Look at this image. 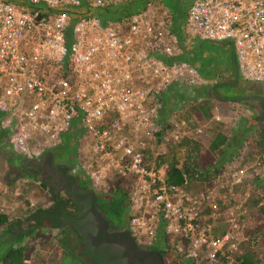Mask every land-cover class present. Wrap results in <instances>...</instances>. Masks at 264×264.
Listing matches in <instances>:
<instances>
[{"label":"built area","instance_id":"1","mask_svg":"<svg viewBox=\"0 0 264 264\" xmlns=\"http://www.w3.org/2000/svg\"><path fill=\"white\" fill-rule=\"evenodd\" d=\"M132 1L0 0V130L28 160L76 131L88 150L75 168L94 192L106 191L114 175L133 178L125 227L135 243L167 248L189 264H214L243 238L244 212L234 220L212 207L215 180L194 190L186 180L167 182L164 165L156 167V155L183 136L159 123L168 86L190 92L198 73L176 56L163 9L118 22L91 14ZM185 20L192 38L230 43L243 79L264 80V0H191ZM152 135L154 145L163 143L158 152L148 147ZM263 162L235 163L217 179L227 174L231 187L260 179ZM257 204L264 207V198ZM217 218L227 230L218 233Z\"/></svg>","mask_w":264,"mask_h":264},{"label":"trees","instance_id":"2","mask_svg":"<svg viewBox=\"0 0 264 264\" xmlns=\"http://www.w3.org/2000/svg\"><path fill=\"white\" fill-rule=\"evenodd\" d=\"M129 3L93 10L91 14L99 16L103 21H106L105 17L120 19L133 13L128 12L124 7ZM184 92L176 91L175 98L172 93L173 103L181 102L186 106L184 109L194 122L199 125L206 124L207 128L200 129L199 132L194 130L193 136L184 134L179 140L170 143L166 151L156 155V167L164 165L167 182L179 185L186 180L188 184L200 183L204 187L210 186L215 179L225 174L227 157L233 153V148L239 147L244 140L247 150L253 151L254 156L261 160V152L264 149V125L256 127L253 116L244 115L239 122L233 121L235 127L232 125L225 129L224 123L218 121L220 119H213L214 98L207 96L196 86L191 87L190 92ZM223 100H227L225 96ZM163 107L165 108V105ZM167 118L162 108L159 123L162 125ZM167 126L173 128L168 123ZM75 136L74 132L64 135L65 142L59 145L68 148L67 159L63 158L64 163L59 164L63 169L70 168V164L74 161L75 155L72 158L71 154L73 155L77 148L73 140ZM256 147L258 150L255 149ZM69 175L71 178L63 187L68 188L74 184L72 192L68 189L55 192L53 188H49L39 180L35 187L37 197L45 198L49 205L39 207L27 216L26 220L32 218L33 222H27L22 226L18 220H9L6 213L0 212V264H24L25 259H29L31 264H113L115 262L116 253H113L111 247L101 248L91 232L86 234L85 227L88 225L90 230L93 223L92 217L88 215L89 220L84 225L86 218H83V215L89 212L95 213L98 217L102 215L106 234L112 226H116L119 231L130 236L125 222L128 193L133 178L114 175L108 179L106 191L94 192L88 188L87 181L81 176L75 173ZM256 208L255 221L249 225L250 228L242 230L243 238L239 240L237 247L222 255L218 264H264V247L256 244L257 238L259 243L264 238V207ZM98 237L104 238L102 230ZM32 243L40 250L46 251L44 258L32 260L30 255ZM156 250L166 264H189L172 257L167 248Z\"/></svg>","mask_w":264,"mask_h":264},{"label":"rangeland","instance_id":"3","mask_svg":"<svg viewBox=\"0 0 264 264\" xmlns=\"http://www.w3.org/2000/svg\"><path fill=\"white\" fill-rule=\"evenodd\" d=\"M164 1L163 5V11L165 13H168L171 10L170 2L169 0H162ZM158 4H161L160 0H150V9H152L151 12H156L154 8H158ZM155 5V7L153 6ZM162 6V5H161ZM186 5L182 7L180 14L183 13L185 10ZM170 9V10H168ZM170 14V12H169ZM171 15H169V18ZM168 18V19H169ZM181 22L177 23V26H180ZM186 36L190 37L188 33L185 34ZM185 36V37H186ZM205 90V91H204ZM203 91L205 94L209 97L215 98L209 93H207L206 88ZM228 97H231V94L228 95ZM178 100V99H177ZM216 102V101H214ZM175 107H178L177 110L171 111V117L166 113L167 115V121L166 124L177 128H180L181 135H190L193 136V131L196 130L199 132L200 129H206L207 125H199V123L194 122V120L188 115L186 110L184 109V106L181 102L177 101ZM180 105L182 106V109L180 108ZM186 107V106H185ZM246 105L238 100H220V102L216 103L213 108V113L215 116L213 119L222 121L224 123L225 129H228L233 125V121L239 122V119L242 118V116L249 114L248 110L246 109ZM180 109V110H179ZM184 113H186L184 115ZM251 116L255 119L256 127H260L261 125H264V123H261L258 121L257 118H255V115ZM236 122V123H237ZM235 126V125H233ZM171 129L169 127H166V133H170ZM154 136H150V142L148 144V147H150V150H153L154 152H158L159 148L163 146V143H157V145H154L153 138ZM77 136L74 141L77 145V148L75 149V153L71 157L73 158L74 155V161L72 164H70L69 173L72 175V173H75L76 175H79L82 177L81 173H78L76 171L77 167V159L81 155L85 154L87 152V147L85 146L86 141L84 143V140L82 138V141ZM243 142V141H242ZM241 142V145L238 147V151L236 153H233V158L231 159V162H228L225 166L226 169L230 167L229 169H233L235 166V163L238 165L245 164V163H251L257 159V156H254L253 151L247 150L245 143L243 144ZM160 144V145H159ZM67 149L68 148H51L48 149L44 153H51L54 150V157L60 158L61 160L64 158V160L67 159ZM256 150L257 147L255 148ZM51 151V152H50ZM261 158L264 157V149L261 152ZM249 155V156H248ZM237 161V162H236ZM244 166H240V169H243ZM237 168V167H236ZM75 169V170H74ZM255 169V168H253ZM252 169V170H253ZM74 170V172H73ZM261 168L258 169V172L261 173ZM264 173V172H263ZM253 174V173H252ZM262 175V174H261ZM7 177L8 180H10L9 183H2V177ZM83 178V177H82ZM39 177L30 176L27 174H24L17 179L12 180V177L9 175L6 176L5 172H2L0 170V186H3L1 189H3L2 193L0 194V212L6 213L9 220H18V221H26L27 216L38 209L39 207L44 206V199L43 197H37V189L35 188L36 185H38ZM88 183V188L92 190V186ZM6 184V185H4ZM202 184H196L191 183L188 188H192L194 190H200L201 187L199 186ZM7 186L6 188H4ZM212 187L214 188V195L213 199L209 200L213 203L212 207H216V209H219V213H225V215H228V218L233 217L234 220H238V214L243 213L242 219L238 220L240 223V228L243 230L244 228L248 229L250 228L249 225H251L256 218L255 211L257 210L258 201L260 198H264V176H262L259 180L255 181L247 180L246 184H244V181L234 187L230 186V181L227 176V174L220 179H215ZM7 191V193H6ZM93 191V190H92ZM4 192V193H3ZM198 192V191H197ZM210 199V198H209ZM225 210V211H224ZM242 216V215H241ZM215 223L217 224L218 233L223 232V230H227V227L229 226L227 222H224L223 219L217 218L215 219ZM26 224V222H25ZM264 241V239H263ZM35 243V242H34ZM32 243L31 249H30V255L33 258V261H36L37 258H44L46 255L45 250H40L37 245ZM219 260L215 262L214 264H218ZM193 264H196L194 262Z\"/></svg>","mask_w":264,"mask_h":264},{"label":"crops","instance_id":"4","mask_svg":"<svg viewBox=\"0 0 264 264\" xmlns=\"http://www.w3.org/2000/svg\"><path fill=\"white\" fill-rule=\"evenodd\" d=\"M191 0H169L170 2V7L171 10L170 14L169 12L167 13V17L169 18V15L171 17L169 18L171 20V33L176 39L178 43V39L181 41L183 49L179 45L180 52L176 55L180 59H184L189 61L192 65L197 70L198 73V79H197V85L196 87L200 88V90H208L210 87H222L225 88L229 91L235 92V93H241L244 94L243 96L247 95H257L260 98L264 99V96H260L259 93L254 92L258 91L257 86L255 85V82L253 81H248L243 79L237 72L236 67H235V62L233 58V52L232 48L229 42L227 41H201L195 38H192L191 36L188 37L185 34L188 33L187 29V24L185 20V13H186V8ZM161 4H158V8H154L155 11L158 9H163L164 1L160 0ZM162 5V6H161ZM186 5L185 10L183 13L180 14V11L183 6ZM155 7V5H153ZM127 8L128 12H150L152 9H150V0H134L133 2L126 4L124 6ZM106 21H111V22H118L120 19H109V17H105ZM180 23V26H177V23ZM189 34V33H188ZM186 36V37H185ZM167 90V95L163 99V105H165L164 113L168 114L171 117V111L177 110L178 107H175L176 104L173 103L171 97L173 93V97L175 92H183L181 89H177L179 86L176 84H171L168 86ZM205 91V90H204ZM188 93V92H187ZM220 95L222 92H219ZM256 93V94H255ZM219 94L218 95H212L215 97V104L220 102L221 97ZM175 98V97H174ZM212 98V97H211ZM249 99L248 101H251L252 103H259V102H264L261 101V99ZM229 100V99H227ZM246 105V104H244ZM247 107V105H246ZM180 108L182 109V106L180 105ZM214 108V107H213ZM248 110V115H250V110L249 107L246 108ZM180 110V109H179ZM186 113H184L185 115ZM213 116L215 114L213 113ZM256 118V116H255ZM262 123V122H261ZM235 127V126H232ZM76 134V131H71ZM230 137H232L231 131H230ZM67 135H70L68 133ZM77 136V134H76ZM75 137H73V140H75ZM72 140V141H73ZM65 142V138L63 137L62 141L60 144H63ZM76 142V141H75ZM243 144L245 143V140L242 142ZM59 144V145H60ZM57 145V146H59ZM55 148V147H54ZM51 149V148H50ZM48 150L47 148H44V151ZM233 153L238 151V147L233 148ZM51 152V151H50ZM232 153V154H233ZM230 154L228 156V160L225 161V165L228 162H231L233 155ZM22 158L19 154L13 152L7 143L6 140V134L0 130V169L6 165V166H14L17 164V159ZM51 162L54 164H62L64 161H62L60 158L54 157V154L52 155ZM69 169V168H68ZM6 185V184H4ZM3 186H0V194L2 193L3 189H1ZM5 186L4 188H6ZM44 207L49 205L44 199ZM27 221V220H26ZM26 221H19L22 226H25ZM264 239V238H263ZM256 244L259 246L264 247V241L259 243L258 238L256 240ZM156 249H162V248H156Z\"/></svg>","mask_w":264,"mask_h":264},{"label":"flooded vegetation","instance_id":"5","mask_svg":"<svg viewBox=\"0 0 264 264\" xmlns=\"http://www.w3.org/2000/svg\"><path fill=\"white\" fill-rule=\"evenodd\" d=\"M258 91H254L264 96V80L255 82ZM219 92H222L220 95ZM207 93L210 95H220V99H223L224 96L226 99H233L241 101L249 107V110L252 115H255L258 121L264 123V102H259L257 104L252 103L248 100L238 99L239 96L244 94L235 93L229 91L222 87H210L207 90ZM231 94V97L228 95ZM256 94V93H255ZM53 153H44L41 154L38 158L28 160V159H17V164L14 166L4 165L0 170L6 173V176L9 175L12 177V180L17 179L18 177L27 174L30 176L39 177L40 181L44 182L49 188H53L56 191H63L68 189L72 192L74 184H71L68 188H64V183L71 178L69 175V169H63L59 164H54L51 162ZM2 183H9L10 180L7 177H2ZM98 214L100 213L97 210ZM88 215L92 217L93 227L90 228L87 225L85 227L86 234L91 232L94 235V239L100 243L101 248L111 247L116 253L114 255L115 262L113 264H166L162 259V256L154 247H144L132 241V239L126 234L122 233L117 229L116 226H112L109 229V233L106 234L104 218L98 217L95 213L89 212L83 215V218H86V222L89 220ZM33 222L32 218L27 219V222ZM109 224V223H108ZM84 225L82 226L84 228ZM103 227V229H101ZM103 231V237L100 238L98 235L100 231Z\"/></svg>","mask_w":264,"mask_h":264},{"label":"water","instance_id":"6","mask_svg":"<svg viewBox=\"0 0 264 264\" xmlns=\"http://www.w3.org/2000/svg\"><path fill=\"white\" fill-rule=\"evenodd\" d=\"M178 43H179V45L181 46V48L183 49V46H182V43H181V41L178 39ZM258 98H260V97H258L257 95H247V96H239V98L238 99H241L242 101L243 100H249V99H258ZM261 99V101H264V99L263 98H260ZM130 237V236H129ZM131 238V237H130ZM132 239V238H131ZM132 241L134 242V240L132 239Z\"/></svg>","mask_w":264,"mask_h":264}]
</instances>
